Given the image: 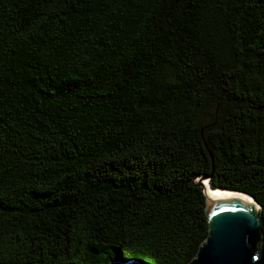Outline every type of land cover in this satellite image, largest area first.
<instances>
[{"label":"trees","instance_id":"obj_1","mask_svg":"<svg viewBox=\"0 0 264 264\" xmlns=\"http://www.w3.org/2000/svg\"><path fill=\"white\" fill-rule=\"evenodd\" d=\"M203 174L264 235V0H0V264H188Z\"/></svg>","mask_w":264,"mask_h":264},{"label":"water","instance_id":"obj_2","mask_svg":"<svg viewBox=\"0 0 264 264\" xmlns=\"http://www.w3.org/2000/svg\"><path fill=\"white\" fill-rule=\"evenodd\" d=\"M194 182L204 188L209 232L196 256L188 264H264L261 208L241 191L211 193L210 176L199 175ZM248 197V198H247ZM110 264H145L135 258L116 257Z\"/></svg>","mask_w":264,"mask_h":264},{"label":"bare ground","instance_id":"obj_3","mask_svg":"<svg viewBox=\"0 0 264 264\" xmlns=\"http://www.w3.org/2000/svg\"><path fill=\"white\" fill-rule=\"evenodd\" d=\"M207 188V190L211 193H218V194H222V193H234V194H239V195H243L241 193H238V192H234V191H219V190H213V189H210L209 186H205ZM245 196V195H243ZM246 197V196H245ZM248 198V197H247Z\"/></svg>","mask_w":264,"mask_h":264},{"label":"rangeland","instance_id":"obj_4","mask_svg":"<svg viewBox=\"0 0 264 264\" xmlns=\"http://www.w3.org/2000/svg\"><path fill=\"white\" fill-rule=\"evenodd\" d=\"M262 240L264 241V235L262 234Z\"/></svg>","mask_w":264,"mask_h":264}]
</instances>
